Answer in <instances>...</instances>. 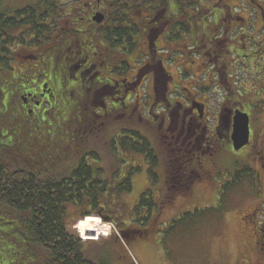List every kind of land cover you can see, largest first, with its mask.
<instances>
[{"label": "flooded vegetation", "instance_id": "obj_1", "mask_svg": "<svg viewBox=\"0 0 264 264\" xmlns=\"http://www.w3.org/2000/svg\"><path fill=\"white\" fill-rule=\"evenodd\" d=\"M52 1H55V8L51 12L41 11L47 15L45 23L24 25L15 31L19 32V36L7 35L10 38L7 45L10 70L4 93L5 101L16 117L20 114L23 120L32 124L47 120L48 114L60 110V102L67 96L72 110L79 108L99 119H121L127 115L130 122L156 126L163 148L168 144L171 147V153L163 156L165 192L169 187L173 190L184 188L196 173L201 174L202 181L214 178L215 174L206 170L226 171L220 168L215 159L223 153H226V157L235 156L236 150L240 149L245 151L244 169L236 170L237 173H244L251 180L254 177L256 185L264 186V8L260 11V35L245 36L244 49L240 48L241 42L235 43L228 35L234 24H230L227 30V26H223L221 32L225 33V38L217 37L222 38L221 43L214 39L217 41V55L209 59L194 53L198 57L192 59L195 66L191 70L187 67V61L193 52L179 51L170 43L171 49L184 55L174 64L179 75L176 82L165 67L158 42L162 39L167 42L176 22L182 23L184 15L179 11H156L150 4L147 9L132 14L127 12L130 21L111 24L108 22L110 0ZM101 15L103 21L98 23L96 19ZM113 27L120 31H135L132 41L129 43L119 38L115 47L105 34ZM176 28L180 32V28ZM183 41L186 42L180 44ZM186 43V39L175 42L182 48H187ZM227 45L231 49H227L228 54H223V48H227ZM242 56L245 58V72L244 78H239L231 73L232 67H235L232 61ZM156 58L160 59V65L155 67ZM203 77L204 80L200 82L199 79ZM189 79L192 90L184 86L189 84ZM169 83H172L171 88ZM204 93L218 99L222 97L218 115L213 119L207 116V99H198L203 98ZM180 94L183 97L178 96ZM158 109L160 114L154 112ZM238 112L248 117L243 146L234 136ZM10 131L17 132L13 128ZM119 132L111 138L112 151L122 150L119 145L112 147L113 140L118 144L116 136ZM88 145H91L90 139ZM173 153L176 157L169 160ZM178 154L182 157L178 158ZM99 158L101 162L92 158L89 162L106 166L105 160L101 156ZM171 162L181 164L180 169ZM238 163L234 162L233 166ZM182 169L189 174L182 175ZM110 171L112 176L120 175L118 164ZM220 176L223 177V174ZM224 178L222 184L229 185L231 182L226 179L227 176ZM163 199L160 202L165 205L168 202L165 193ZM262 214L264 219V212ZM256 218L257 213L247 217L252 222ZM256 233L264 257V222Z\"/></svg>", "mask_w": 264, "mask_h": 264}, {"label": "trees", "instance_id": "obj_2", "mask_svg": "<svg viewBox=\"0 0 264 264\" xmlns=\"http://www.w3.org/2000/svg\"><path fill=\"white\" fill-rule=\"evenodd\" d=\"M110 1L112 4L108 7V22L111 24L130 21L127 12L132 14L147 9L150 4L156 11H179L184 15L182 23L174 21L180 32L175 27L168 43L186 39L191 43L193 53L209 59H214L217 55V41L211 34L218 29L223 31L224 28L220 27L226 26L224 18L230 14L228 6L223 5L221 0L206 13L198 9L191 11L196 4L195 0ZM53 2L55 1L28 0L20 7H17L18 1L15 0L7 7L0 3V63L6 69L10 70L7 58L10 40L8 33H14L24 25L45 23L47 15L41 11L51 12L55 8ZM211 15L213 19L208 20ZM132 33L135 31H120L115 27L105 32L107 39L115 47L119 38L130 43ZM217 40L221 43L222 38ZM227 49L230 50L231 46L223 48V54H228ZM8 79L7 76H0V264H114L116 256H108L100 245L88 256L86 242L70 232L69 227L72 221L82 223L84 219L91 217L86 225L80 226L91 236L96 223L92 216H100L120 229L121 238L115 237L113 242L122 250L123 242L128 243L127 241L146 234V229L121 226L125 223L114 219L107 207L112 204L113 198L132 191L133 173L120 179L115 175L109 176L110 169L102 163L89 162L91 158L101 162L99 155L89 151V139L86 141L82 133L81 127L91 114L79 108L72 110L67 96L65 100H61L60 110L48 114L47 120L32 124L23 120L20 114L16 117L5 101L4 92ZM145 126L148 133L157 135L156 126L146 123ZM124 127L125 125L121 128L120 135L116 136L118 144L113 140L112 147L119 145L127 153L142 155L149 167L150 184H157L159 179L155 168L160 161L157 150L139 131ZM12 128L17 132L10 131ZM200 175L194 174V178L187 181L182 189L167 187V201L172 202L176 193H188L195 183L202 181ZM150 198L151 196L144 194L135 210V215L139 218L137 221L143 226L148 224L151 217L149 215L143 218V210L149 207L151 214L157 209V203ZM71 208L76 210L74 214L71 213L73 215L70 214ZM76 213L80 216L75 215ZM116 259L121 263L135 264L132 260H124L123 256L118 255Z\"/></svg>", "mask_w": 264, "mask_h": 264}, {"label": "rangeland", "instance_id": "obj_3", "mask_svg": "<svg viewBox=\"0 0 264 264\" xmlns=\"http://www.w3.org/2000/svg\"><path fill=\"white\" fill-rule=\"evenodd\" d=\"M15 1H18L17 7H20L22 4L27 3L28 0ZM219 2L220 0H195L196 4L191 8V11L194 12L198 9L200 12L206 13ZM221 2L223 5L228 6L231 15L230 17L227 15L224 18L227 26L225 30L228 29L230 24H234V28L231 29V33L228 35L235 43H242L240 48H243V44H245L246 40L243 41L245 36L253 35L258 37L260 35L259 26L262 23L260 11L264 8V0H221ZM0 3L7 7L8 4L13 3V0H0ZM211 19H213V15L208 17V20ZM11 34L19 36V32ZM169 34L173 35V30ZM224 34L218 29L211 34V37L218 39L217 37L222 35L225 38ZM185 42L183 41L180 44ZM158 43V50H161L160 53L166 63L165 67L177 82L179 79L178 68L174 64L180 61L183 55L179 51L192 52L191 44L187 41V48H182L175 43H171V47L179 50L176 51L169 47L168 41L166 42L162 39ZM197 57L194 53L189 55V60L187 61L189 70L192 69L193 65L195 66L192 63V59H197ZM159 60V58H156L155 67L160 65ZM235 60L236 63L232 61L235 67H232L231 73L232 75L235 74L236 77L244 78L245 58L243 56L236 57ZM7 75L8 69L0 63V76L5 78ZM182 78H185V76H182ZM199 80L200 82L203 81L204 77ZM187 82L189 84H184V86L192 90L193 85L190 83V79ZM169 84L171 88L172 83ZM160 95L162 96L163 94L160 93ZM178 96L183 97L181 94ZM178 96L174 95L173 97L176 98ZM162 97L165 98L164 95ZM198 99H207L205 101L209 106H212H208L207 116L209 119H213L212 117L218 115V107L221 104L222 97L219 96L218 99L216 96L211 97L208 93H204L203 98ZM154 112L160 114L159 109ZM114 115L116 116L117 114ZM144 116L147 117V115ZM123 125H125L124 128L139 131L157 150L160 156L158 166L155 168V173L159 179L157 184H153V182V185L150 184L149 167L142 155L130 154L123 151V149L116 151L110 149L112 136L116 135ZM144 127H146L144 122L137 123L135 121L131 123L127 115L121 117V119H116L115 117L99 119L91 115L86 124L81 127L83 129L82 133L86 137L85 140L90 139L91 145L87 144L89 151L97 152V155L105 160L108 169L118 164L119 174L121 175L122 172L120 179L133 173L131 175L132 191L113 198L111 200L112 204L107 206L112 213H110L111 216L113 215L114 219L116 218L120 223H125L121 225L123 227L131 226L133 229L148 230L147 234H142L137 239L127 241L128 243L123 242L122 250L120 246L113 242L115 237L121 238L120 229L110 221L106 222L100 216L93 215L92 217L95 218L96 223L91 236L87 235L88 233L84 227H80L81 224L86 225L88 218L84 219L82 223L72 221L69 227L70 232L86 242L87 255H91L92 251L97 248L96 246L100 245L108 256H116V258L118 255L123 256L124 260L131 261L133 259L136 264H264V257L262 256L261 259L257 257L261 253L255 254L256 235L252 227L253 222L247 220L250 214L258 213L260 202L264 198V186L263 184L262 187L260 184L256 185L254 177L251 180L250 177H245L244 173L242 176L237 173L236 170L244 169V149L236 150V155L232 157H226L225 153L220 155L215 161L220 165L221 169L225 168L226 171L206 170L212 175L215 174V177H209L207 181H199L190 188V191L188 189L189 192L186 194L183 193L185 191L179 192V194L176 193L175 199L164 205L162 200H164V193L166 195V192L163 191L165 163L162 156H165V154L167 156V154L171 153V147L168 144L163 148L161 141H159V136L148 133ZM155 133H157L156 130ZM170 155L168 157L169 160L176 157L174 153ZM181 157L178 154V158ZM189 161L188 163H191ZM236 161L239 163L234 167L233 163ZM171 163L176 165L178 170L180 169L181 164L177 162ZM185 171L186 169L181 170L182 175L189 174V172ZM211 174L208 175L210 176ZM221 174H223V177L220 176ZM108 175L111 176L112 171H108ZM224 176H227L226 179L231 182L227 186L222 184L225 179ZM236 176L237 178L240 176L238 181L237 178L235 180ZM183 180V183H185V176ZM144 194H147L148 197L151 196L150 199L157 204H161H159L160 206L157 205V209L151 214L149 207L143 210V218L151 215L150 221L146 226L138 222L139 218L135 215V210ZM70 210V214L76 212L74 208ZM75 215L79 214L76 213ZM105 225L108 226L107 231L105 230L106 228L101 227ZM116 258L114 264H125Z\"/></svg>", "mask_w": 264, "mask_h": 264}, {"label": "water", "instance_id": "obj_4", "mask_svg": "<svg viewBox=\"0 0 264 264\" xmlns=\"http://www.w3.org/2000/svg\"><path fill=\"white\" fill-rule=\"evenodd\" d=\"M99 18L96 19L98 23L103 21V16H98ZM248 131V117L246 114L238 112L235 117V134L234 136L237 138L238 143L240 146L245 144V137Z\"/></svg>", "mask_w": 264, "mask_h": 264}, {"label": "crops", "instance_id": "obj_5", "mask_svg": "<svg viewBox=\"0 0 264 264\" xmlns=\"http://www.w3.org/2000/svg\"><path fill=\"white\" fill-rule=\"evenodd\" d=\"M260 205H261V202H260ZM252 227H253V229L255 230V226H254V224L252 225ZM255 246H256V250H255V254L256 253H258V244H257V238H256V236H255ZM138 248V247H137ZM257 263H259V262H257Z\"/></svg>", "mask_w": 264, "mask_h": 264}, {"label": "bare ground", "instance_id": "obj_6", "mask_svg": "<svg viewBox=\"0 0 264 264\" xmlns=\"http://www.w3.org/2000/svg\"><path fill=\"white\" fill-rule=\"evenodd\" d=\"M101 227H104V228H106V229H105L106 231L108 230V229H107V227H108V226H106V225H105V226H101Z\"/></svg>", "mask_w": 264, "mask_h": 264}]
</instances>
